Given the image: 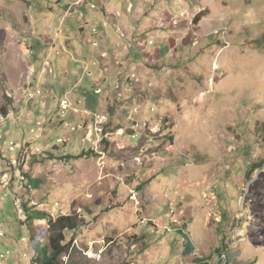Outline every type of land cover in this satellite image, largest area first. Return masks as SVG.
<instances>
[{"label":"rangeland","instance_id":"rangeland-1","mask_svg":"<svg viewBox=\"0 0 264 264\" xmlns=\"http://www.w3.org/2000/svg\"><path fill=\"white\" fill-rule=\"evenodd\" d=\"M80 1L66 18L68 0H0V264H31L26 200L77 216L66 264H264V0H229L204 30L168 14L170 55L111 59L128 71L101 81L91 42L123 0Z\"/></svg>","mask_w":264,"mask_h":264},{"label":"crops","instance_id":"crops-1","mask_svg":"<svg viewBox=\"0 0 264 264\" xmlns=\"http://www.w3.org/2000/svg\"><path fill=\"white\" fill-rule=\"evenodd\" d=\"M227 1L229 0H123V13L120 8H117V6L114 12H111L108 7L103 4L101 6V12L106 17L103 21V27H107L108 23H111L115 31L111 34L110 30L104 28L100 36H98L99 32L97 31L95 35L98 36V38L91 42L95 48L101 46L106 47V50L101 47L100 51V68L104 72L100 76L99 80L101 81L109 77L111 79L115 74L121 73L123 75L124 72L128 71L125 67L116 71L118 70V67L116 65H112L110 61L111 59L116 60V64L119 63V61H122L123 65L126 64L131 67H136L138 65L137 63L141 62V59L146 57V54L150 49H153L152 51H154V49H158L159 55L163 57L169 56L170 47L166 43V39L161 36H167V33L165 31H163L164 34L159 32L161 35L155 33L156 30L158 32L159 27H163L162 29H164L169 26L168 23L165 24L166 16L168 14L175 17L181 12H186L190 18L192 15L189 22L193 21L194 23L199 24L201 26V30H204L211 27L210 24L213 18H218V14L215 12L218 7H220L222 12L220 16L221 21H226L224 9H228L227 6L225 8V2L227 4ZM235 1L236 0H230L231 3H235ZM80 4V0H68L64 6L66 9L65 17L68 18L70 13H74L76 10L72 8ZM199 8H201L202 11ZM115 34L120 37H117ZM141 38L145 39L143 40L144 48L143 46L141 47L139 43ZM56 39L59 40V42L56 41L58 44L64 45L66 42H63L62 36ZM147 39H149L150 46L145 44ZM51 40L39 43V51L42 50V47L45 48V50L43 49L41 52L37 51V54L32 57L33 61L38 59V55L40 53L45 54L46 57L49 55L46 47L50 45L54 48L56 45L54 44V39ZM27 44L29 45V50L33 49V44H31L32 46L28 42ZM155 44L158 47L152 48ZM135 53L137 56L134 58L133 56ZM30 54L32 55V51H30ZM40 60L45 63L46 58L40 57ZM105 61L110 62V64ZM94 65H96V63H94ZM88 74L92 75L91 72ZM103 82L106 83L105 81ZM78 86L80 92L85 93V87L82 88L80 84ZM97 106H99V103L95 101L93 107ZM93 107L89 108L92 109ZM193 247L194 245L192 243L191 247H189V245H185L184 253H191L193 251Z\"/></svg>","mask_w":264,"mask_h":264},{"label":"trees","instance_id":"trees-1","mask_svg":"<svg viewBox=\"0 0 264 264\" xmlns=\"http://www.w3.org/2000/svg\"><path fill=\"white\" fill-rule=\"evenodd\" d=\"M0 115L5 117L7 115V109L0 107ZM252 166L253 165H251V168ZM251 170L252 169L248 171V175ZM27 178L30 185L33 187L37 186V180L31 179L29 176ZM28 204L27 200L23 203L25 211V222H23V224L28 229L31 245L33 247L32 255L30 254L31 264H66L62 261V257L63 255L69 254V248L72 242V239H67L66 232H74L78 229L80 222L77 219V216L75 214L59 215L57 218L53 219L46 211L34 209V207H31ZM35 219L46 220V233L38 231L33 223ZM44 234L47 243L41 245L37 236ZM189 247H191V244H189ZM214 254L221 255V248L216 247ZM194 262H197L198 264H210L206 258H197Z\"/></svg>","mask_w":264,"mask_h":264},{"label":"built area","instance_id":"built-area-1","mask_svg":"<svg viewBox=\"0 0 264 264\" xmlns=\"http://www.w3.org/2000/svg\"><path fill=\"white\" fill-rule=\"evenodd\" d=\"M94 5H92L93 7ZM37 93H39V91H37ZM60 107H61V111L64 112L66 109H68L70 107V103L67 101V100H61L60 102ZM14 142H10V147L13 146ZM58 213V216L59 215H66V211L61 209L60 206H59V209L56 211ZM3 235L2 232H0V236ZM25 238H23L22 241H24ZM93 242H90L89 245H88V250L86 251V254L88 252V255H89V251H90V248H91V251L94 253L93 251ZM99 248H102V247H99ZM103 252V251H102ZM9 253L6 252L5 254H1L0 256V259H3L5 256L7 257ZM94 256V254H92ZM63 260H66V256H64ZM66 262V261H65Z\"/></svg>","mask_w":264,"mask_h":264},{"label":"bare ground","instance_id":"bare-ground-1","mask_svg":"<svg viewBox=\"0 0 264 264\" xmlns=\"http://www.w3.org/2000/svg\"><path fill=\"white\" fill-rule=\"evenodd\" d=\"M13 147H14V144H13ZM13 147H12V148H13Z\"/></svg>","mask_w":264,"mask_h":264}]
</instances>
